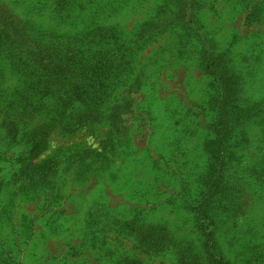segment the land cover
Masks as SVG:
<instances>
[{"label": "rangeland", "instance_id": "obj_1", "mask_svg": "<svg viewBox=\"0 0 264 264\" xmlns=\"http://www.w3.org/2000/svg\"><path fill=\"white\" fill-rule=\"evenodd\" d=\"M241 1L0 0V264H264V17L246 26ZM191 3L257 108L215 171L212 82L194 31L175 23ZM37 58L121 76L77 99ZM209 179L224 193L200 211Z\"/></svg>", "mask_w": 264, "mask_h": 264}, {"label": "trees", "instance_id": "obj_2", "mask_svg": "<svg viewBox=\"0 0 264 264\" xmlns=\"http://www.w3.org/2000/svg\"><path fill=\"white\" fill-rule=\"evenodd\" d=\"M239 7L241 10L247 11L248 17H246V26L248 27L254 25L256 19L259 20L255 10L259 11L264 17V0H242ZM201 9L202 8L199 6L196 7L191 3L189 9L188 7L184 8V10L182 8V12L179 16L180 19L176 20L175 23L178 22L183 28L188 26V29L194 31V36L199 42V51L197 52L198 60L212 82L213 110L216 113L215 127L213 130L215 136L213 139L211 137L207 140L204 144V150L209 155L211 154L213 160L211 171H215L219 170V167L216 166L217 164H221L225 161L228 162L231 154H236V150L239 146L238 140L245 132L244 126L250 119L257 115V108L246 94V90H244L245 79L243 74L234 70L235 65L232 63L234 55L231 52V46L222 50L217 39H209V37L204 34L200 19ZM188 15H190V20L188 19ZM192 25H194L195 29H192ZM4 44L12 51H21L25 45L21 39L19 40L16 38L5 40ZM180 46L182 47L183 45L180 44ZM189 54H191V52ZM36 62L39 65L45 64L42 65L45 71H51L52 77L55 78V83L61 87L65 96H76L75 98L77 99H82L83 97L76 94H82L84 97H95L96 95L104 94V89L109 86L113 76L117 79L121 76L120 73L112 75L111 69L110 71L109 69H105L101 73L97 71L91 73L94 67L88 61V64L84 65L82 62L74 60L62 66H53L51 65L52 61L46 58H37ZM101 64H103V62ZM79 75L84 77L83 81H89L91 87L76 86L75 83H79L80 81ZM133 104V101L128 97L124 99L121 104L117 105V111L114 112V120H117V114L115 113L131 111ZM1 125H4V122H2ZM36 130L37 128H32L30 129L31 132L28 133L30 137V151L35 155L44 150L45 147L43 143L44 136L39 133V129L37 133H35L34 131ZM17 132L18 128L14 126L10 138L18 139ZM39 135L42 137L41 139ZM216 150L218 151L216 152ZM88 152L93 153L94 151L89 150ZM46 164L50 165L49 168H46L48 173L52 174V172H55V167L50 161L46 162ZM44 165V163L37 164V169L41 171ZM209 180L210 182L207 183L209 193L202 198L203 201L200 202V204L203 206H200V211L204 208L209 211L210 195H217L218 190L224 193L225 185L217 189V185L211 183V179ZM236 199V195L235 197H231L228 199V204H236ZM222 209L225 210V207ZM209 217L214 220L211 213ZM197 219L200 221L204 219L205 221L211 222L208 218L198 217ZM212 256H214V254Z\"/></svg>", "mask_w": 264, "mask_h": 264}]
</instances>
